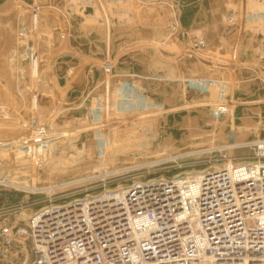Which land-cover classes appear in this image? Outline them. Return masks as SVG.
<instances>
[{
  "label": "rangeland",
  "instance_id": "1",
  "mask_svg": "<svg viewBox=\"0 0 264 264\" xmlns=\"http://www.w3.org/2000/svg\"><path fill=\"white\" fill-rule=\"evenodd\" d=\"M248 1L253 0H236L229 10L217 12V0H0V106L6 107L0 122L22 128L2 143L11 154H0V220L7 216L2 212L20 204L23 197L27 203L43 199V194L26 191L78 181L63 188L71 191L94 186L97 177L106 175L108 186L116 187L133 180L188 174L221 158L254 157L264 145V63L257 64L253 75H239L236 49L233 58H220L203 43L207 28L217 24L225 26L223 34L231 29L242 35L261 33L262 29L251 25L258 14L244 6ZM72 21L78 23L79 35L91 32L93 26L98 41H94L93 54L80 58L75 53V65L64 69L66 63L59 58L69 52L66 40L74 35ZM245 21L247 28L242 25ZM122 32L126 37H119ZM15 42V51L23 47L19 54L10 51L9 45ZM259 45L260 49L264 46L261 40ZM33 58L39 62L38 76L31 72ZM151 62L157 73L142 78L156 84L150 98L161 105L139 109V104L134 106V92L121 89L126 81L132 84L133 77L120 68L140 69ZM203 65L214 71L219 65L231 67L227 98H217L212 83L211 89L198 92ZM80 67L83 75L74 76L79 83L62 103L61 91L69 87L71 73ZM166 67L172 70L168 75ZM91 76L93 92L88 82ZM182 76L194 82L187 85L188 92H182L178 84ZM73 90L80 95L68 99ZM32 95L40 107L30 106ZM66 103L70 105L65 107ZM183 112L189 114V127L187 120L181 122ZM170 114L178 115V122L173 133H166ZM40 124L55 134L44 156L35 160L26 149L12 148L30 141L28 134ZM151 132L156 134L150 137ZM226 146L235 148L224 150ZM37 207L18 216L27 218Z\"/></svg>",
  "mask_w": 264,
  "mask_h": 264
},
{
  "label": "built area",
  "instance_id": "2",
  "mask_svg": "<svg viewBox=\"0 0 264 264\" xmlns=\"http://www.w3.org/2000/svg\"><path fill=\"white\" fill-rule=\"evenodd\" d=\"M28 136L12 148L38 160L55 134L40 124ZM214 162L116 187L106 175L71 191L78 181L26 191L43 199L2 212L0 264H264V145Z\"/></svg>",
  "mask_w": 264,
  "mask_h": 264
},
{
  "label": "crops",
  "instance_id": "3",
  "mask_svg": "<svg viewBox=\"0 0 264 264\" xmlns=\"http://www.w3.org/2000/svg\"><path fill=\"white\" fill-rule=\"evenodd\" d=\"M235 4H236V0H217V12L222 11V10H229L228 6H234ZM238 6H241V4L238 3ZM244 6H246L248 8H252L253 12L258 14L257 18L254 19V21L256 20V22L254 24H251V25H252V27H255L257 30L262 29L261 33L256 35L254 32L248 33L245 31L244 35H242V34H239L238 32L234 33L235 29H231V33L223 34L222 33V27H225V26H223L222 24H217V26L213 25V26H210L207 28V32L203 36V40H204L203 43L206 44L205 49L208 52L214 53L215 55H217L220 58H233V52L236 49V53H237L238 60L240 63V64H237L238 66H236L237 70H236V68H234L236 70V73L239 75H241L242 73H249V74L253 75L255 72V71H253V69L258 70L256 68V66L259 67L257 64H260V63L263 64L264 63V46H263L264 45V0L248 1L245 3ZM259 6H262V9ZM256 8H258V10H255ZM94 12H95L94 14L97 13V11H94ZM247 23L248 22L245 21L242 23V25H244L247 28ZM77 24L78 23L76 21L71 22L70 25H71V27L73 26V28H74V29L72 28L74 35L71 34L69 39L66 40L67 42H69V48L70 49L69 48H68L69 50L67 49L69 52H63L62 56H60V58H59V59H61L60 63H66L65 66H62V67H65L64 69L74 66L78 57L81 58V56L86 55L88 53L93 54V50L95 48V46H94L95 42L94 41H95V39H96V41H98V34L94 33V27L93 26L91 28V32H85V33L83 32L82 34L79 35ZM235 26L236 25H234L233 28H235ZM210 36H211V38H210ZM119 37H126L125 33L122 32L121 36L119 35ZM41 39L43 40L44 37H42ZM139 39L141 40V38H139ZM78 40L83 45H85L86 47H84V48L79 47V45H82V44L77 42ZM260 40H261V43H263V45H261V46H263V47H261V49H260V45H259ZM2 42L3 41H1V44H2ZM237 43H242L239 46V48L237 47ZM1 44H0V48H2ZM9 47H10V51L11 50H12V52L14 51L13 52L14 54H17L19 51L23 50V47L20 48L19 51L14 50V49H16L15 48L16 42L12 46L9 45ZM259 51H260V54H259ZM0 52H1V50H0ZM75 53H77L78 57H75ZM59 59H57V60H59ZM164 61L167 62V60H164ZM31 62H32L31 67H30L32 70L31 72L33 75H35L38 73L39 62L37 61V58H33ZM122 64H124V63H122ZM202 64H206V62L204 61ZM125 66L126 65H124V67ZM137 67L138 66H132V67L129 66L128 68H123V67L120 68V69L124 70V73L127 77H133L132 84H130L128 81H126L125 84L121 86V89H125L128 91L134 92L135 96L137 97V101L134 103V106L139 104V106H136V108L142 109V107H145V108L148 107V108H150V110L157 109L158 106H160L161 104L154 102L150 98L154 95V93H155L154 89L157 88V86H156V84H152L153 82H149V79L147 80L146 78H144V79L142 78V76H145V75L152 77V75L157 73V70L154 68L152 62L144 68L138 69ZM201 68H202L201 72H203L202 73L203 75H201V77L198 75V81L197 82L199 84L201 83L199 86H197V88L199 89L198 92L204 93L205 89H208V88L211 89V83H212L215 85V91L217 92V98L222 97V96L224 98L225 97L227 98L228 95H227V91H225V90H226V86H229V88H230V84L232 82V80L229 76L230 75L229 71H230L231 67H222L219 65V68H217V70H215V71L214 70H207L208 68H206L204 65L201 66ZM1 69H3V71H4V68H1ZM167 70L168 69L166 67L164 74L168 75L170 72H172V70H168V71ZM27 75H29V74H27ZM37 76H38V74H37ZM92 76L88 79V82H91L90 87H89L90 92H93L95 90L93 79H92V81L90 80L92 78ZM150 79H152V78H150ZM185 82H187L188 84H186ZM190 82H193V80L190 79V76L187 78L182 76L181 79L178 80V84H181L183 86L182 92L184 89L188 92L187 85H189ZM183 83H185V84H183ZM202 84H204V85H202ZM207 84H209V85H207ZM129 85H131L133 87V89L131 87H129ZM148 85L150 88H148ZM152 85H153L154 89L151 88ZM167 85L169 86L168 83H166V86ZM0 87H3V85L0 84ZM177 88L179 89V92H181L180 85H178ZM147 89L151 90L149 95H147L145 93L147 91ZM166 90L168 92V87H166ZM19 91H23V90L19 89ZM171 91H173V90L171 89ZM76 92L77 91L74 92V90L71 91L69 93L68 99H70L72 95L74 98L78 97L80 94L76 93ZM89 95H90V93H89ZM32 96H34V98H33V101L29 102L30 106L32 108L33 107H40L41 103L38 102L35 95H32ZM178 99H179V97H178ZM68 105H70V104L66 103L65 107H68ZM166 106H167V104H166ZM170 115L171 116L166 121V128H165L166 133H167V131H171V133H173V130H171V129L174 128V123L178 122L176 119V117H178V115L176 117L174 116V114H170ZM181 115L183 118V120H181V122L184 123L187 120V123H188L187 127H189L190 126V119H189L188 112H186L185 114L183 112V113H181ZM186 128H184V129H186ZM155 134H156L155 132H151L148 135L150 137H153ZM230 134H231V132H230ZM172 136H174V134H172ZM208 136H210V135H208ZM2 143L3 142H0V154H11V152L4 151L2 149V148H5V146H6V145H3ZM149 147L150 146L140 147V148H146L147 149Z\"/></svg>",
  "mask_w": 264,
  "mask_h": 264
},
{
  "label": "water",
  "instance_id": "4",
  "mask_svg": "<svg viewBox=\"0 0 264 264\" xmlns=\"http://www.w3.org/2000/svg\"><path fill=\"white\" fill-rule=\"evenodd\" d=\"M76 75H79V76L83 75V67H80L77 70H75L73 73H71V75L69 77L70 78L69 87H67L65 90L61 91V99H62L61 101H62V103L65 102L66 95L70 91V89L73 86L78 85L79 81L78 82H74V80H75L74 76H76ZM4 123L5 124H1V122H0V140H9L10 138L15 137V135L18 132L22 131V128L20 126H17V125L8 123V122H4ZM24 219L25 218L23 216L19 217V220H24ZM7 235L13 236L11 231L7 232Z\"/></svg>",
  "mask_w": 264,
  "mask_h": 264
},
{
  "label": "bare ground",
  "instance_id": "5",
  "mask_svg": "<svg viewBox=\"0 0 264 264\" xmlns=\"http://www.w3.org/2000/svg\"><path fill=\"white\" fill-rule=\"evenodd\" d=\"M0 142H2V140H0ZM129 174V173H128Z\"/></svg>",
  "mask_w": 264,
  "mask_h": 264
}]
</instances>
